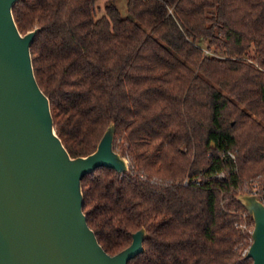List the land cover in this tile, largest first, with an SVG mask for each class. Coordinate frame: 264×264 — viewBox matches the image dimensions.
Masks as SVG:
<instances>
[{
  "label": "trees",
  "instance_id": "16d2710c",
  "mask_svg": "<svg viewBox=\"0 0 264 264\" xmlns=\"http://www.w3.org/2000/svg\"><path fill=\"white\" fill-rule=\"evenodd\" d=\"M97 1L13 7L22 34L39 27L34 74L69 154L114 122L128 160L83 178L88 225L109 254L145 228L128 264H253L237 195L264 178V0Z\"/></svg>",
  "mask_w": 264,
  "mask_h": 264
},
{
  "label": "water",
  "instance_id": "95a60500",
  "mask_svg": "<svg viewBox=\"0 0 264 264\" xmlns=\"http://www.w3.org/2000/svg\"><path fill=\"white\" fill-rule=\"evenodd\" d=\"M16 2L0 0V264H128L144 250L146 229L109 254L83 210L86 174L99 167L130 171L114 149L115 123L93 152L69 154L34 74L31 44L39 27L20 32L13 15ZM237 199L254 221L246 256L264 264V204L247 192Z\"/></svg>",
  "mask_w": 264,
  "mask_h": 264
},
{
  "label": "built area",
  "instance_id": "2783aa9c",
  "mask_svg": "<svg viewBox=\"0 0 264 264\" xmlns=\"http://www.w3.org/2000/svg\"><path fill=\"white\" fill-rule=\"evenodd\" d=\"M232 157H234V154L230 153ZM221 176V175H219ZM188 179L184 181V183H188ZM193 182L196 184H200L199 179H194ZM248 193L251 194H257L260 201L264 204V178H257L251 180V186L247 189ZM251 217L248 212L243 214L242 220L239 223H236L238 227H240L244 231V240L240 243V246L242 247V254L246 255L248 252V249L253 241L252 238V232L254 229L247 223V220ZM252 218V217H251Z\"/></svg>",
  "mask_w": 264,
  "mask_h": 264
},
{
  "label": "rangeland",
  "instance_id": "374dc122",
  "mask_svg": "<svg viewBox=\"0 0 264 264\" xmlns=\"http://www.w3.org/2000/svg\"><path fill=\"white\" fill-rule=\"evenodd\" d=\"M109 1L115 2L118 5L123 16L127 15V0H98L97 1V15L98 16L102 15L105 12L104 7H105L106 3ZM252 179H257V177L249 178V179L244 181L243 186H244V189L246 191H247L248 187L251 186V180ZM247 223L250 225V228L251 227L253 228L254 222H253L252 218L248 219Z\"/></svg>",
  "mask_w": 264,
  "mask_h": 264
}]
</instances>
